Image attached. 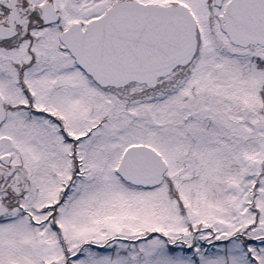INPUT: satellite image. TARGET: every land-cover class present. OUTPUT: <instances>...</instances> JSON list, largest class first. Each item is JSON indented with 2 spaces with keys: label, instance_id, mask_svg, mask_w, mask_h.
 Listing matches in <instances>:
<instances>
[{
  "label": "snow or ice",
  "instance_id": "obj_1",
  "mask_svg": "<svg viewBox=\"0 0 264 264\" xmlns=\"http://www.w3.org/2000/svg\"><path fill=\"white\" fill-rule=\"evenodd\" d=\"M0 264H264V0H0Z\"/></svg>",
  "mask_w": 264,
  "mask_h": 264
}]
</instances>
